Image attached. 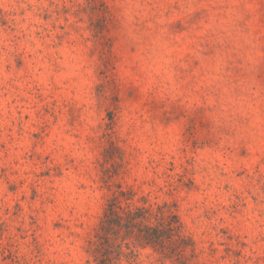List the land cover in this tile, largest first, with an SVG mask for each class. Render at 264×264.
Segmentation results:
<instances>
[{
    "label": "rangeland",
    "instance_id": "1",
    "mask_svg": "<svg viewBox=\"0 0 264 264\" xmlns=\"http://www.w3.org/2000/svg\"><path fill=\"white\" fill-rule=\"evenodd\" d=\"M122 190L173 229L116 264H264V0H0V264H98Z\"/></svg>",
    "mask_w": 264,
    "mask_h": 264
},
{
    "label": "trees",
    "instance_id": "2",
    "mask_svg": "<svg viewBox=\"0 0 264 264\" xmlns=\"http://www.w3.org/2000/svg\"><path fill=\"white\" fill-rule=\"evenodd\" d=\"M130 199V192L122 190L109 201L96 239L91 241L90 253L98 264H116L123 257L134 260L138 244L162 248L164 232L173 229L171 222L163 220L153 225V219L165 218L153 204L137 205Z\"/></svg>",
    "mask_w": 264,
    "mask_h": 264
}]
</instances>
